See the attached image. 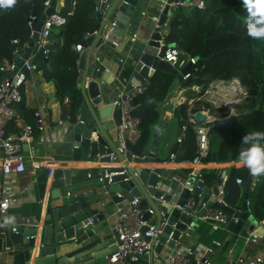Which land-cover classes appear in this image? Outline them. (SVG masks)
<instances>
[{
  "label": "water",
  "instance_id": "1",
  "mask_svg": "<svg viewBox=\"0 0 264 264\" xmlns=\"http://www.w3.org/2000/svg\"><path fill=\"white\" fill-rule=\"evenodd\" d=\"M144 0H109L108 7L105 8L102 0L95 2L100 10H104V15L100 20L97 33L87 38L89 47L79 54L76 64L78 69V78L80 83L78 87L82 96V102L72 117L66 113V105L62 106V120L64 122L62 140L57 144L56 156L61 160H79L91 158H99L106 163H122V167L108 168L105 177L99 185L93 187L92 190L82 191L83 187L75 189L67 196L62 193V188L71 186L72 169H56L50 179L48 192L49 202L46 210L44 221L46 224L38 232V228L24 227L21 225L7 227V232L0 238V252L3 250V242L8 241L5 247L7 252H11L14 264H90L93 260L99 259L107 254H111L116 250L115 238L116 232L113 230L103 237L111 236L109 239L96 245L93 250L77 253L73 256H56L59 245L75 238L76 232H84L87 237L97 234L103 228L108 226V214L116 213V211L134 197L139 199V206L142 209L144 219H149V224H155L156 232L151 238L152 251L149 255H143L138 262L132 264H154L159 254L164 253L175 246L178 236H182V243L190 245V264H197L194 260V251L203 249L206 243H203L197 234L200 226L192 212L191 208L185 207L187 199L192 196L198 199L204 190V183L198 181L194 191L191 193L187 188L178 190V195H173L177 190L175 183L163 178L162 170L159 168L132 167L131 160L137 163H143V159L132 157L131 154L123 155L117 151V142L110 133L121 122V111L118 107L111 104L102 103V95L99 85L104 86L105 81L99 84L90 80L85 88V82L90 65V56L93 47L98 38L102 34L107 22H115V25L107 31L105 35V44L114 46L123 36L124 31L129 25L130 19L134 14L136 6ZM161 4H165L160 15L157 27L147 40L146 45L141 51L138 61L135 64L133 72V82L126 85L127 93L133 91V86L144 85L149 75V69L153 71L160 69L174 74L183 88L191 86V77L183 80L182 75L186 74L190 65H186L179 72L162 59L164 51L168 47H174V44H161L160 27L166 20L169 13V5L189 0H156ZM54 11V2L47 8L44 14L34 19L32 26L33 31L31 39L27 46L23 49L16 44L11 45V49L15 51L14 59L17 64H21L23 60L32 54L42 56L43 50L48 49L49 45L38 46V35L41 30L45 16L52 14ZM35 16L34 10L31 13ZM33 62V59H30ZM14 71L5 73V76L12 77ZM27 76L31 73L26 71ZM102 104L101 107H97ZM109 121H105L110 118ZM195 120L198 123L204 121L209 122L206 116L200 111L195 112ZM231 120L225 119L220 121L221 125H228ZM157 135L153 136L152 146H155ZM114 153L115 158L111 159L110 154ZM153 154L144 157V161L152 162ZM57 158V157H55ZM122 172V173H120ZM117 173V174H114ZM220 177H216L214 187L211 192L213 196L218 195V184ZM189 183L193 184L194 179H189ZM47 185V173L41 174L37 178V188L39 199L43 198ZM80 185V184H78ZM251 185V178L245 184V194L238 209L229 207L222 201L215 199L212 207L226 212L229 216L226 223L225 231L222 233L218 242L221 244L225 236L232 232L235 235L244 238L256 239L264 233V228L257 221V216L248 211V191ZM110 203L113 205L110 206ZM119 207V208H118ZM150 209L152 212L150 213ZM0 224L4 223L6 213L0 214ZM146 229V227H144ZM194 238V240H193ZM76 240V239H75ZM193 240L194 242H191ZM111 245L109 251H99L102 247ZM168 248V249H166ZM209 248L212 252L218 248L215 243H210ZM204 253V257L208 253ZM87 253H93V260L76 263L81 257ZM232 264L229 261L227 264Z\"/></svg>",
  "mask_w": 264,
  "mask_h": 264
},
{
  "label": "trees",
  "instance_id": "2",
  "mask_svg": "<svg viewBox=\"0 0 264 264\" xmlns=\"http://www.w3.org/2000/svg\"><path fill=\"white\" fill-rule=\"evenodd\" d=\"M45 1L17 0L12 8H0L1 63L9 65L14 60L11 49L13 40L18 41L17 46L21 49L30 41L31 13L34 10L35 17L40 18L45 12ZM203 1V8L191 6L188 11L184 9L186 6H176L168 19L163 41L174 44L182 56L196 59L189 68L191 86L184 89L187 99L203 95L210 83L218 80L237 79L245 87L243 105L231 117L230 124L221 125L215 121L199 123L208 128L209 140L207 153L201 157V162L238 161V149L243 135L252 131L264 132V40L248 36L245 25L247 13L241 0ZM94 8L95 0H64L57 13L65 17V22L52 28L48 37L50 44L47 58L41 57L42 65L38 67L42 69L44 80L53 82L55 97L61 105H66L69 117L74 115L82 102L77 86L76 64L79 52L75 46L79 43L84 47L88 46L87 38L99 28L101 18ZM128 73L126 69L121 75L126 77ZM1 77L0 73V79ZM193 86L199 87L200 91L193 90ZM179 87L180 82L174 74L155 69L147 78L144 90L135 96L134 103L137 106L134 115L139 119L140 137L135 143L129 144L128 148L137 157L149 154L154 131L161 121L165 104ZM205 105L209 106L207 103ZM16 109L21 115L25 111L28 114L31 112L24 109L22 102L16 105ZM198 110L200 109H190L192 112ZM188 111L187 102L173 109V121L179 133L185 125L181 141L170 149L177 161H191L197 155L196 133L187 120ZM200 174L206 184L213 182L216 177L215 173L206 170L200 171ZM238 177L243 182L252 179L243 166L230 168V174L224 182V201L232 208L237 207L240 195V188L235 183ZM263 193L264 176H261L257 178L253 190L248 191V196H251L250 208L257 218L263 216L258 206Z\"/></svg>",
  "mask_w": 264,
  "mask_h": 264
},
{
  "label": "crops",
  "instance_id": "3",
  "mask_svg": "<svg viewBox=\"0 0 264 264\" xmlns=\"http://www.w3.org/2000/svg\"><path fill=\"white\" fill-rule=\"evenodd\" d=\"M98 0H95V2ZM64 4V0H55L54 1V9L56 12H59L61 7ZM165 4H161L160 1L156 0H144L140 2L134 11L133 16L130 19L129 25L124 31L123 36L119 39L118 43H114V46H109L105 44V35L107 31H109V22L106 23L104 29L102 30L101 36L98 38L95 46L92 49L90 56V65L89 70L85 82V88H87V83L90 80L96 81L98 84L100 82L105 81V85H99L100 92L102 95V103L111 104L116 99V90L114 88L115 81L119 74H122L123 71H129L127 74L128 82H135L133 79V72L135 68V64L139 59L142 49L144 45H146L147 40L150 35L153 33L156 28L153 21L151 20V16L156 14L160 8ZM186 6L184 9L188 11L191 6ZM175 8V4L169 5V13L166 17L165 22L160 27V34L163 37L167 31L168 19L171 17L172 10ZM144 13V14H142ZM136 33L137 40L134 44L129 42L130 36ZM164 42V41H163ZM46 44H50L48 41ZM89 47V44H88ZM80 54V53H79ZM100 56V67L102 68L99 72L94 71V56ZM137 55V56H136ZM40 55H35L33 57V62L35 63V57ZM79 59V58H78ZM123 60L124 62H121ZM43 59L41 58V62ZM40 62V66L42 63ZM78 62V61H77ZM37 70L31 73L25 82V92L23 93L22 103L24 105V109L31 111L34 113L37 109H41V121H37L34 114L30 115L26 111L24 115L22 114V118L24 122L31 124L33 126V133L31 138L23 143L22 150L24 154L29 157L26 162V170L23 173L14 174L11 176L3 175L0 169V184L3 186V189H9L10 197H11V205L6 212L7 217H15V222L10 225H5L0 227V232H7V227H14L19 225L20 218L24 215H35L39 217L40 224L38 227V232H40L41 228L46 224L44 218L46 217V210L48 208V196L49 190L48 185L50 183V179L53 176V173L56 169H72L74 174L72 175V184L71 186H66L62 188V193L64 196H67L70 192H74L75 189L83 187L82 191L92 190L94 186L99 185L96 178V172L104 171L106 172L108 168L111 167H121L122 163H106L101 161L99 158H91L87 159H79V160H61L59 156H56V147L57 144L62 140V132L64 122L62 120V106L55 97V86L52 81H46L42 75V69H38L40 67L37 65ZM107 69V70H105ZM130 69V70H129ZM153 73V70L149 69V76ZM79 75V74H78ZM231 81H236L235 79ZM80 83V79L78 78V84ZM77 84V86H78ZM135 84V83H134ZM79 88V87H78ZM196 86H193V90H196ZM184 89L181 85L180 87L174 91L171 95L169 101L166 105L165 110L163 111V115L159 125L156 128H159L161 131L157 132L156 129L154 131V135H157V141L155 146H152V149L149 151V154H153L152 162L144 161V157H139L143 159V163H137L131 160L129 163L132 167H147L150 169L159 168L162 170V177L169 181V176L172 173H175L179 176H187L192 168L195 171H203L206 170L208 172L215 173L216 177H220L219 186L224 188V182L228 178L230 174V168L232 166L239 167L241 164L239 161H231V162H201L198 166H194L191 161L183 160L177 161L174 159H170L169 153L170 149L178 143L177 137L179 135L177 125L175 121H173V109L177 107L179 104L187 102L190 99L184 94ZM207 98V97H206ZM209 98V97H208ZM206 101V100H205ZM205 101H194L192 105L188 106V108L198 107L201 113H203L209 121H215L220 123V121L229 119L233 116L234 107L230 106V111L228 113H221L219 110L214 107H207ZM102 104H99L97 107H101ZM243 105V103H242ZM242 105L239 107L241 109ZM234 106V105H233ZM66 113L68 114V110L66 107ZM21 114V113H20ZM26 116V117H25ZM111 119L108 118L105 121H109ZM21 127L17 122H9L6 126V133L12 137H18L21 133ZM113 137L114 130L110 132ZM153 140V139H152ZM3 156V152L0 150V163L1 158ZM57 157V158H55ZM137 157V156H136ZM158 159H163V161H158ZM36 161L45 162L46 166H38L36 168L35 175L30 174L31 164ZM41 165V164H38ZM52 173L51 175L49 174ZM47 173V185L45 188V192L43 194V198L39 199V193L37 188V178L43 174ZM87 173H92L91 177H87ZM225 176V179L223 177ZM213 178V182L208 184L204 183V190L200 195V198L206 200L209 199V205L212 207V202L216 199L211 190L214 187V182L216 180ZM257 182V178L251 179V185L249 190H253L255 183ZM80 184V185H78ZM244 184L238 185L240 188V195L237 202L238 209L241 201L243 200L245 189ZM225 194L218 198H221L224 201ZM251 196H248V211L252 213L250 208ZM225 202V201H224ZM113 204L110 203V206ZM259 211L260 214L263 213V216L257 218L259 224L263 225L264 222V193L261 196L259 202ZM119 208V207H118ZM119 210V209H118ZM118 210L116 213L108 214V226L103 228L97 234H94L91 237H87L84 232H76L75 238L65 241L61 245H59L58 252L56 256H73L75 254L84 253L85 251L93 250L94 247L101 242L109 239L111 236L103 237L104 234H109L113 231L114 222L118 216ZM1 220V215H0ZM226 225L222 227L220 231L213 232L210 227L205 223H200V226L197 230V234L200 237L203 243L209 245L213 240H218L222 233L225 231ZM3 236V235H2ZM0 235V238L2 237ZM76 239V241H75ZM194 240V238H193ZM190 240L191 242H194ZM8 241L3 242V250L0 252V264H14L13 256L11 252H7L5 247L8 246ZM185 245V244H184ZM190 246V245H189ZM112 246L108 245L106 247H102L99 251L94 253H99L100 251H109ZM168 249V248H166ZM207 253V252H206ZM107 254L99 259L93 260V253H87L76 263L89 261L92 259L93 261L90 264H110L108 262ZM253 256H261L263 258L264 264V233L257 237L256 239L244 238L238 235L229 232L225 238L223 239L221 245L214 251L209 252L207 258H209L211 264H227L231 261L232 264H239L237 260L239 258L253 257ZM33 263V262H32ZM31 263V264H32ZM114 264H132L129 260H123ZM147 264H150V261L147 260ZM154 264H161L157 259L154 261Z\"/></svg>",
  "mask_w": 264,
  "mask_h": 264
},
{
  "label": "built area",
  "instance_id": "4",
  "mask_svg": "<svg viewBox=\"0 0 264 264\" xmlns=\"http://www.w3.org/2000/svg\"><path fill=\"white\" fill-rule=\"evenodd\" d=\"M52 0H46L44 2L45 10L51 6ZM105 5V8L109 5V0H102ZM176 6H196L198 8L204 7L203 0H189L187 3L184 1L173 3ZM164 5L159 11L151 16V20L153 21L155 27L160 19V15L163 11ZM95 12L100 15L102 19L104 15V10L101 11L98 5H95ZM144 14V13H142ZM34 19H38L35 16L30 17V24L33 31L32 23ZM65 22V17L61 16L59 13L53 11L52 14L45 16L43 20V24L41 30L38 35V46H44L48 42V37L50 36L52 28H57L61 26ZM115 25V22H111L109 24V29ZM97 30L93 32L92 35L96 34ZM32 35V33H31ZM137 40V34L133 33L129 42L134 44ZM13 43L17 45L18 41L13 40ZM161 44H166L162 40H160ZM28 44V43H27ZM25 44L24 48L27 46ZM76 50L81 53L86 50L88 46L84 47L82 44H76ZM49 49V48H48ZM48 49L43 50V58H47ZM15 54V51H13ZM36 54L30 55L27 59L23 60L21 64H17L15 59L11 61L9 65L0 62V73L2 77L0 79V150L3 152V156L1 158L0 169L3 175L11 176L18 173H23L26 170V162L27 159H30V156L27 157L23 150L22 146L24 142H27L33 133V126L24 122L22 115L16 109V105L22 102L23 93L25 92V82L27 80L26 71L29 73H33L37 70V66L34 62H30V59ZM163 60L167 61L171 67H173L178 72L184 68L186 65H193L196 61L194 57L191 56H182L181 52L174 46L168 47L164 51V55L162 57ZM100 56H94V71L99 72L102 68L100 67ZM121 62H124L121 60ZM107 70V69H105ZM14 71L12 77L5 76V73ZM191 77V73L188 72L182 75L183 80ZM236 80V83H231L232 81H223L218 80L210 83L211 87H214L215 91L224 92L228 97L229 94L233 96L239 95V97H232V100L227 99L226 102L222 100L224 104L228 106H233L238 103L242 96L245 97L246 90L242 87L240 82ZM128 79L123 77L121 74L117 76L115 81L114 88L116 90V99L112 102L114 107H118L121 111V122L114 129V138L117 142V151L123 155L131 154L132 157H136L128 148L129 144L135 143L140 137V129H139V119L134 115V111L136 109V104L134 103L135 96L141 93L144 90V85L133 86V91L127 93L126 85L128 84ZM226 83V84H225ZM193 88V87H192ZM224 90V91H220ZM210 91H205V95L209 94ZM231 95V96H232ZM209 97V96H208ZM243 97V99H244ZM214 98V99H213ZM213 95H210L209 98L206 97H196L195 99H190L188 101L191 106L194 101H208L215 102ZM236 99V100H235ZM214 100V101H212ZM65 103H67V99H65ZM214 104V103H213ZM191 107L188 108V122L193 125V128L196 133V143H197V155L191 160V163L194 166H198L201 163V157L205 156L208 150V128L200 125L195 120V112L190 111ZM37 121H41V109H37L34 113ZM17 122L21 127V133L18 137L9 136L6 133V126L9 122ZM185 130V125L181 127L180 133L177 137V142L179 143L183 137V133ZM111 159H114L116 156L114 153L110 155ZM170 159H174V153L169 154ZM36 161L32 162L30 174L35 175L36 168L38 166H46L45 162ZM41 164V165H38ZM122 167V166H121ZM122 173V172H120ZM49 174L51 175L52 173ZM117 174V173H114ZM87 177H91L92 173H87ZM96 178L98 182H102L105 177L108 178L109 175L104 171L96 172ZM194 179V183L190 184L189 179ZM225 179V176L223 177ZM169 181L174 182L177 190H174L173 195H178V190L182 188H187L189 192H193L194 188L197 185L198 181H202L201 174L199 171H195L194 168L190 170L187 176H179L175 173H172L169 176ZM203 182V181H202ZM236 184H243V180L241 178L235 179ZM224 195V188L219 186L218 195L215 198L218 201H222L221 198ZM215 200V199H214ZM213 200V201H214ZM224 202V201H222ZM225 203V202H224ZM226 204V203H225ZM11 205V197L9 189H3V186L0 184V214H4L7 212ZM185 207L191 208L192 212L196 220L200 223L207 224L213 232L220 231L224 225L228 222L229 216L226 212L222 210L215 209L210 207L209 199L198 198L190 196L186 203ZM151 213L152 211L148 209ZM149 219H144L142 209L139 206V199L134 197L132 200L128 201L126 204L122 205L118 210V216L113 225V230L116 232L117 236L115 241L117 244L116 250L108 256V262L110 264L118 263L123 260H129L131 263L138 262L143 255H149L152 251L151 248V238L154 236L156 229L155 224H149ZM40 224L39 217L35 215H24L20 218L19 225L24 227H35L38 228ZM264 228V222H263ZM146 227V229H144ZM14 231V227H12ZM5 232L1 231L0 235L2 236ZM182 236H178V241L175 242V246L169 250H166L164 253L159 254L157 260L161 264H190V258L188 254L190 253V246L184 245L181 241ZM76 241V240H75ZM212 243H215L218 247L221 245L218 240H213ZM211 251L209 245H206L202 250L198 249L194 251V260L197 264H211L209 258H203L204 253ZM239 264H263V258L261 256H253L246 258H239L237 260ZM230 264V263H229Z\"/></svg>",
  "mask_w": 264,
  "mask_h": 264
},
{
  "label": "clouds",
  "instance_id": "5",
  "mask_svg": "<svg viewBox=\"0 0 264 264\" xmlns=\"http://www.w3.org/2000/svg\"><path fill=\"white\" fill-rule=\"evenodd\" d=\"M17 0H0V8H12ZM247 16L245 25L252 39L264 40V0H241ZM233 80V79H232ZM157 132L161 130L156 128ZM238 161L253 178L264 176V132L245 133L238 149ZM15 222V217H7L0 227Z\"/></svg>",
  "mask_w": 264,
  "mask_h": 264
},
{
  "label": "rangeland",
  "instance_id": "6",
  "mask_svg": "<svg viewBox=\"0 0 264 264\" xmlns=\"http://www.w3.org/2000/svg\"><path fill=\"white\" fill-rule=\"evenodd\" d=\"M40 62H41V57H39V56H36L35 57V63L37 64V65H39L40 64ZM231 83H233V84H235L236 83V81H232ZM226 84V83H225ZM242 87H244L242 84H240ZM245 88V87H244ZM196 90L197 91H200V88L199 87H197L196 88ZM207 91H210L209 92V94H207V95H205V92L203 93V95H201L200 97H207L208 98V96L210 97V95H213L214 97H217V98H215V99H218V100H215L216 101V103L215 102H213V103H211V102H208V101H205V103H207L209 106L208 107H214V108H218V109H220L219 111L221 112V113H224V115H225V113H228L230 110V106H228L227 104H224L223 102H222V100L223 101H225L226 102V100L227 99H229V100H232V97H239V95H237V96H233L232 94H229L228 95V97H225V94L226 93H224V92H219L218 93V91H215L214 90V87L212 86L211 87V85H209L208 86V89H207ZM214 91V92H213ZM232 95V96H231ZM243 97L244 96H242L239 100H237L238 101V103L236 104V105H234V106H232V107H234V110H233V115H235L238 111H239V107L242 105V103H243ZM196 98V97H195ZM194 98V99H195ZM214 99V98H213ZM236 100V99H235ZM212 101H214V100H212ZM189 106V105H188ZM194 109H199L198 107H195Z\"/></svg>",
  "mask_w": 264,
  "mask_h": 264
},
{
  "label": "bare ground",
  "instance_id": "7",
  "mask_svg": "<svg viewBox=\"0 0 264 264\" xmlns=\"http://www.w3.org/2000/svg\"><path fill=\"white\" fill-rule=\"evenodd\" d=\"M220 91H224V90H220ZM214 92V91H213ZM225 92V91H224ZM227 94H225V96H226Z\"/></svg>",
  "mask_w": 264,
  "mask_h": 264
}]
</instances>
